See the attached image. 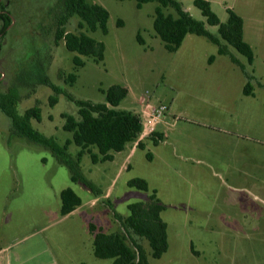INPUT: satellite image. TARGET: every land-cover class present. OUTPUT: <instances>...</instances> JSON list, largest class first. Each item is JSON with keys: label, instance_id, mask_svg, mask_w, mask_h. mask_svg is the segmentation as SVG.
<instances>
[{"label": "rangeland", "instance_id": "rangeland-1", "mask_svg": "<svg viewBox=\"0 0 264 264\" xmlns=\"http://www.w3.org/2000/svg\"><path fill=\"white\" fill-rule=\"evenodd\" d=\"M88 1L107 10V34L79 30L76 16L65 30L102 42L104 58L97 63L81 57L84 66L74 67V54L63 42L54 44L56 0H1L12 24L0 38V92L17 93L19 115L38 106L41 120H32V128L63 145L71 134L62 130L61 114L77 117V108L64 94L50 107L53 93L35 83L38 69L39 78L44 75L76 100L104 103L99 89L120 85L127 96L117 109L142 119L153 108L165 107L158 127L164 139L154 145L150 136L138 137L144 149L136 148L128 159L133 143L108 162L93 164L83 155L80 169L99 189L95 195L71 182L68 169L48 149L15 136L10 119L0 111V251L12 264H111L93 255L92 223L105 233L123 232L132 248L130 240L144 249L149 264H264L262 26L247 23L251 65L229 46L241 69L195 35H188L177 52H167L153 30L156 3L137 9L135 0ZM251 1L259 11L254 17L264 21V0ZM181 2L192 18L205 22L193 0ZM214 11L224 23L225 14L215 6ZM166 12L173 14L172 9ZM118 20L122 25L117 26ZM206 29L217 36L216 27ZM68 74L76 76L71 85L64 83ZM247 82L250 95L243 93ZM146 104L150 107L142 114ZM78 150L71 144L68 152L74 157ZM132 178L144 179L149 190L128 187ZM65 188L82 204L62 217L59 193ZM152 190L165 207L160 217L167 224L168 249L159 259L150 257L145 239L125 233L113 217L126 218L127 205L147 202Z\"/></svg>", "mask_w": 264, "mask_h": 264}, {"label": "trees", "instance_id": "trees-1", "mask_svg": "<svg viewBox=\"0 0 264 264\" xmlns=\"http://www.w3.org/2000/svg\"><path fill=\"white\" fill-rule=\"evenodd\" d=\"M123 1V0H118ZM182 0H135V6L140 9L144 4L156 3L154 10L153 30L161 41L163 48L169 53H175L182 44L186 35H195L205 38L209 43L217 46L219 55L229 56L231 62L241 66L238 61L229 55L227 47H232L246 62L251 65L253 52L250 46L243 40V21L230 9L227 10V20L222 23L211 10L210 3L205 0H193L205 22L196 20L182 7ZM56 29L54 44L63 42L67 51L73 53L72 63L74 67H83L81 57L92 58L94 62H102L104 58V45L84 32L74 33L65 30V25L72 17H77V28L86 29L93 33L99 30L103 35L107 34L108 12L101 5L88 0H57ZM172 9L173 14L166 12ZM10 15L5 9V3L0 0V38L3 39L6 29L11 25ZM117 26L122 25L120 20ZM206 25L217 28V36L211 34ZM137 42H144L139 35ZM213 57L209 58L211 63ZM39 67V66H38ZM249 78V77H248ZM250 79V78H249ZM76 81L74 74H68L64 78L65 84H73ZM35 83L48 86L53 95L48 97L50 107L57 103V96L64 94L77 108V117L63 113L64 120L62 130L71 134L63 145H58L54 138L46 137L34 130L31 121L40 122L41 114L38 106L29 108L19 115L16 104L19 96L16 92H0V111L11 121V132L27 141L48 149L58 164L65 166L70 174V181L81 183L91 193L99 195V189L88 180L81 172L80 162L83 155L88 154L91 163L108 162L113 160V154L125 149L129 143L137 140L141 129V119L137 114L117 109L120 102L127 96V89L120 85H111L106 90L99 89L104 96V103H93L85 100H76L66 94L61 88L55 86L42 75L39 78V69ZM251 85L247 82L243 93L250 95ZM154 145L163 140V135L154 132L149 138ZM78 147L75 156L68 152L69 146ZM136 148L144 149V143L136 142ZM95 150V151H93ZM148 160L152 159L146 153ZM127 186L140 191H148L147 182L142 178H132L127 181ZM60 215L66 216L81 205L80 197L70 188H65L59 193ZM129 215L122 219L116 213L113 217L119 222L125 233L131 232L135 236L145 239L150 248V257L159 259L168 249L167 224L161 219L160 214L165 207L152 190L147 202H136L127 205ZM92 235L93 255L97 259H110L111 264H149L144 249L130 240L133 247L128 244V238L123 232L105 233L92 223L88 225Z\"/></svg>", "mask_w": 264, "mask_h": 264}, {"label": "crops", "instance_id": "crops-1", "mask_svg": "<svg viewBox=\"0 0 264 264\" xmlns=\"http://www.w3.org/2000/svg\"><path fill=\"white\" fill-rule=\"evenodd\" d=\"M207 2L210 3V7H211V10L215 13L216 15V12L214 11V6L217 7L219 10H221L223 12V14H225V17H226V20H227V10L230 9L231 11H233L236 15H238L242 21H243V40L250 46L251 50H252V44L251 42L248 40L247 38V26L252 24V23H258L260 28L262 26V28L260 29V35H259V38H260V41H261V44L264 46V21L263 20H257L255 17H254V14L257 15V13L259 11H257V6L252 3L251 0H242L239 2V0H205ZM57 2V0H56ZM55 2V3H56ZM183 7V5H182ZM5 9L7 11V6L5 5ZM183 9L189 13L188 9L184 8ZM7 13L9 14V12L7 11ZM10 15V14H9ZM217 16V15H216ZM11 18V17H10ZM219 19V18H218ZM225 20V21H226ZM220 21V20H219ZM248 23V25H247ZM12 24V23H11ZM11 27V25H9L6 29V33L4 34L3 38L7 35L8 31H9V28ZM212 34V33H211ZM190 35V34H188ZM186 35L185 38L188 36ZM214 35V34H213ZM184 38V39H185ZM203 38V37H202ZM183 39V41H184ZM205 39V38H204ZM182 41V43H183ZM182 46V44H181ZM180 46V47H181ZM179 47V48H180ZM179 50V49H178ZM177 50V51H178ZM176 51V52H177ZM227 51L229 53V55H232L229 51V46L227 47ZM253 52V51H252ZM218 54V53H217ZM219 55V54H218ZM223 56H227V55H223ZM233 56V55H232ZM229 57V56H228ZM234 57V56H233ZM235 58V57H234ZM230 59V58H229ZM237 60V58H235ZM231 62V60H229ZM238 61V60H237ZM253 62V61H252ZM232 64H234L233 62H231ZM238 63L240 64V62L238 61ZM236 65V64H235ZM242 66V64H240ZM150 107L149 104H146L143 106L142 110H141V113H146L148 111V108ZM167 111V110H166ZM163 119L164 117L159 121V124L156 126L155 128V132H158L160 134L163 135V139H164V134L158 130V127L159 125L163 124ZM133 147L129 153V155L127 156V159L130 157V154L133 153V151H135L136 149V141L133 142ZM124 151V150H123ZM113 159H114V154H113ZM125 168V167H124ZM127 169H129V165L126 167ZM107 194L104 195V197H106ZM96 199H93L91 201V204L93 205V203H95ZM82 204V203H81ZM81 205L79 207H77L75 210H73L71 213H74L75 211L78 210V208H80ZM69 213V214H71ZM68 214V215H69ZM67 216V215H66ZM94 225V224H93ZM96 226V225H94ZM97 228H100L102 229L101 227H98L96 226ZM2 251V250H1ZM0 251V264H12V259L10 258V256L8 255H4L2 252Z\"/></svg>", "mask_w": 264, "mask_h": 264}, {"label": "built area", "instance_id": "built-area-1", "mask_svg": "<svg viewBox=\"0 0 264 264\" xmlns=\"http://www.w3.org/2000/svg\"><path fill=\"white\" fill-rule=\"evenodd\" d=\"M4 74L0 73V80L3 78ZM165 107L159 106L158 108H153L149 114L145 116V118L141 119L142 129L138 137H148L151 136L154 129V126L160 121V119L164 116ZM138 139V138H137Z\"/></svg>", "mask_w": 264, "mask_h": 264}]
</instances>
